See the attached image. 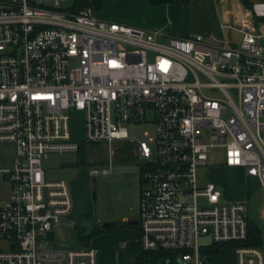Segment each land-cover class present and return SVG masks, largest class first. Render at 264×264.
<instances>
[{"label":"built area","instance_id":"2783aa9c","mask_svg":"<svg viewBox=\"0 0 264 264\" xmlns=\"http://www.w3.org/2000/svg\"><path fill=\"white\" fill-rule=\"evenodd\" d=\"M76 0H0V264H99L98 250L48 248L45 238L74 209L72 187L48 181L50 153L130 141L145 160L139 207L143 252L202 250L249 238V207L198 173L242 169L264 189V2L221 28L239 39L176 37L97 18ZM263 22V24H260ZM262 25V26H260ZM84 116L76 141L71 113ZM154 123V147L129 125ZM15 147L4 167L3 147ZM109 169H91V178ZM200 198L205 199L200 203ZM209 239L205 244L202 240ZM237 264H264V250L237 245ZM178 258V259H179Z\"/></svg>","mask_w":264,"mask_h":264},{"label":"rangeland","instance_id":"374dc122","mask_svg":"<svg viewBox=\"0 0 264 264\" xmlns=\"http://www.w3.org/2000/svg\"><path fill=\"white\" fill-rule=\"evenodd\" d=\"M177 1V0H176ZM168 3V4H175ZM98 7L93 6L94 14L98 18L99 14L112 17L110 22L118 24H152L156 20H165V27L186 28L193 35L207 33L210 30L204 29L213 17V9L215 8L214 0H193L191 4L186 5L185 9L178 8L173 11L172 16L151 15L149 11L143 9V6L136 0H97ZM151 4V2H150ZM162 4V5H168ZM149 5V4H148ZM154 5V4H151ZM154 6H161L156 4ZM171 25H168V22ZM144 28L142 26H139ZM146 29V28H144ZM213 35L221 37L218 31H214ZM213 36V38H214ZM177 37V36H176ZM180 37V36H178ZM264 50V40H263ZM70 126L72 128V136L76 141L85 138L84 116L82 112L73 111L71 113ZM156 126L154 123L146 122L141 125H129V135L137 141H146L150 146L154 147ZM91 151V159L81 165L78 164L79 156L76 152H66L64 154L50 153L49 158L44 161L43 167L47 174L48 181H68L71 182L81 172L89 173L91 169H109L112 163V172L108 175H98L96 179L97 200L91 215L95 218L97 224L114 223L116 221H102L108 219H121L124 216L139 218L141 191V176L145 160L138 154V145L130 141L115 142L111 148L105 145H97L95 148H88ZM92 149V150H91ZM219 156L215 160L210 157L208 165L201 168L198 173V183L201 187L213 182L218 185L219 191L225 194V187L221 181L229 182L230 189L234 200H244L246 193H250L251 202H246L249 207V220H253L262 229L264 233V192L259 188V184L246 180L245 171L242 169H227L226 172L218 173L214 166L216 161H222L223 151L219 150ZM4 167L12 165L15 154V147L12 145H4L3 147ZM3 177V176H1ZM0 177V198L6 193L8 186ZM248 178V177H247ZM250 179V178H248ZM200 203H204L205 199L200 198ZM102 219V220H101ZM101 220V221H100ZM98 228V227H97ZM83 230L74 220L65 218L62 223L55 227L52 232L45 238L48 248L56 249H81L80 234ZM209 239L202 240L205 244ZM227 250V249H226ZM223 252V251H222ZM204 257L208 264H213L216 256H222L227 262L235 261L234 251L227 250V254ZM212 260V261H211ZM215 262V261H214Z\"/></svg>","mask_w":264,"mask_h":264},{"label":"crops","instance_id":"0c3cea01","mask_svg":"<svg viewBox=\"0 0 264 264\" xmlns=\"http://www.w3.org/2000/svg\"><path fill=\"white\" fill-rule=\"evenodd\" d=\"M139 1L140 4L143 6V9L146 11H149V13L153 15H162L165 17L172 16L171 14L175 9L178 8H184L186 5H190L193 0H191L189 3H186L184 0H177L175 4H168V5H161V6H154L150 4L149 0H136ZM250 4H255V3H260L264 2V0H247ZM90 2L93 3H98L97 0H90ZM215 2V8L213 9V17L211 18L210 22L208 25L204 28L207 30H210V32L207 33H200L203 35H213V32L216 30L219 32L221 37L218 39L223 40L225 38L230 39H239V35L232 32V31H227L221 28L222 25L225 24H230L235 16V12L240 9L247 7L243 5L241 0H214ZM149 4V5H148ZM98 18L103 20V21H109L112 19V17H109L104 14H99L98 13ZM165 20H156L152 24H131L133 27H138L142 26L146 28L147 30H161L164 31L165 34L170 35V36H189L193 35L190 33V30L186 28H181L177 27L176 25H173L174 27H165ZM110 22V21H109ZM172 23L169 21L168 25H171ZM260 24H263L261 22ZM262 26V25H260ZM264 29L263 27H261ZM214 38L217 39L216 36ZM245 174V173H243ZM246 176V174H245ZM246 180L252 181L253 183H258L259 188L263 190L264 189L260 183L255 178L248 179L247 177L245 178ZM6 193L4 196L0 198V207L3 206L5 203L6 199L9 197L10 194V189L7 186L6 187ZM141 190H142V185H141ZM141 195V191H140ZM140 195H139V200H140ZM251 194L246 193L245 199L241 201L245 202H251ZM239 200V199H238ZM139 218H134L131 216H124L120 220L119 219H108V220H102V221H116L119 223V225L114 228L113 230H107V231H99V234L94 236L92 240L90 241V246L96 248L98 250V263L99 264H137V258L141 253H143V246L141 243L140 235V226H139ZM100 220V221H101ZM138 222V224H137ZM97 223V222H96ZM104 223V222H101ZM97 228V227H96ZM104 229L102 227H98L97 229ZM228 249H231L234 251L235 254V261L234 262H227L225 259H221L222 256H216L215 260H213V264H237L238 258L236 255V251L234 248H224L222 249V254L223 256L227 252ZM221 252L219 254H221ZM218 254V255H219ZM227 254V253H226ZM210 256L212 257L213 255H207V259L210 260ZM212 261V260H211ZM215 261V262H214Z\"/></svg>","mask_w":264,"mask_h":264},{"label":"trees","instance_id":"16d2710c","mask_svg":"<svg viewBox=\"0 0 264 264\" xmlns=\"http://www.w3.org/2000/svg\"><path fill=\"white\" fill-rule=\"evenodd\" d=\"M151 2V4H158V5H162V4H168V3H174L176 0H149ZM186 3H189L191 0H184ZM243 5L251 8L253 5L250 4L247 0H241ZM76 6L78 9H86V8H92L93 6L98 7V3H93L90 2V0H76ZM97 145H101V144H90V143H82L81 144V149L78 153L79 156V161L78 164L81 165L83 163H86L88 160L91 159L92 156H90L91 151L90 147H96ZM103 145V144H102ZM92 150V149H91ZM228 168L225 166H221L218 170V173H222V172H226ZM223 184V186L225 187V195L227 197H229V199L234 200V197L232 196V190L230 189L229 186V182L227 181H221ZM89 217V215H88ZM249 227H250V231H249V238L246 242L244 243H229V244H214L211 246H207V248L202 250V254L204 256L207 255H218L222 249L224 248H235L237 247V245L243 244V245H247V246H256L258 248H261L262 250H264V233L262 231V229L257 225V223L255 221H251L249 220ZM99 231H107L105 229H97L95 228L94 233L92 236L88 237L85 235V231L83 229V231L81 232L82 234H80V243H81V248H87L90 246V241L92 240V238L96 235L99 234ZM180 253L178 251L173 252V251H165V250H161V251H155V252H143L139 255V257L137 258V264H179V260L178 258L180 257L179 255Z\"/></svg>","mask_w":264,"mask_h":264},{"label":"water","instance_id":"95a60500","mask_svg":"<svg viewBox=\"0 0 264 264\" xmlns=\"http://www.w3.org/2000/svg\"><path fill=\"white\" fill-rule=\"evenodd\" d=\"M70 186L72 187L74 209L69 218L79 224L82 230L84 229L86 236H92L96 227L113 230L119 225L117 222L97 224L95 218L91 215L97 200V186L96 179L91 178L89 173L81 172L70 182ZM178 260L179 264H187L181 258Z\"/></svg>","mask_w":264,"mask_h":264}]
</instances>
